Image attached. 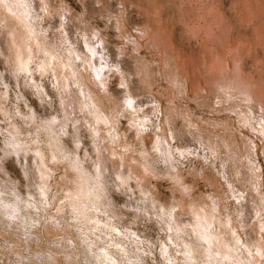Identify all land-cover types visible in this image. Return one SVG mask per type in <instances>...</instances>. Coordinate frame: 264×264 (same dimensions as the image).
<instances>
[{
  "label": "rangeland",
  "instance_id": "rangeland-1",
  "mask_svg": "<svg viewBox=\"0 0 264 264\" xmlns=\"http://www.w3.org/2000/svg\"><path fill=\"white\" fill-rule=\"evenodd\" d=\"M30 1L0 0V264H264V0Z\"/></svg>",
  "mask_w": 264,
  "mask_h": 264
},
{
  "label": "bare ground",
  "instance_id": "bare-ground-1",
  "mask_svg": "<svg viewBox=\"0 0 264 264\" xmlns=\"http://www.w3.org/2000/svg\"><path fill=\"white\" fill-rule=\"evenodd\" d=\"M3 1H4V0H3ZM16 1H17V0H16ZM25 1H27V3H28L30 0H25ZM197 1H198V0H197ZM248 1H249V0H248ZM30 2H31V1H30ZM202 2H203V1H202ZM202 2H201V3H202ZM252 2H253V1H252ZM16 3H17V2H16ZM19 3H21V2H19ZM22 3H23V1H22ZM31 3H32V2H31ZM31 3H30V5L33 6ZM198 3H200V2H198ZM204 3H205V2H204ZM247 4H248V3H247ZM9 5H10V4H9ZM200 5H202V4H200ZM245 5H246V4H245ZM249 5H250V4H249ZM11 6H12V5H10L9 7H11ZM197 6H199V5H197ZM202 6H203V5H202ZM202 6H200V7H202ZM205 6L207 7V4H206ZM250 6H251V5H250ZM253 6H254V5H253ZM9 7H8V9H9ZM18 7H19V6H18ZM28 7H29V5H28ZM15 8H17V7H15ZM15 8L13 7L14 10H15ZM24 8H25V7H24ZM249 8H250V7H249ZM252 8H253V7H252ZM252 8H251V9H252ZM20 9H21V7H20ZM195 9H196V8H195ZM198 9H199V8H198ZM198 9H197V11H198ZM203 9L205 10L206 8H203ZM245 9H246V8H245ZM255 9H256V8H255ZM21 10H22V9H21ZM30 10H31V9H30ZM206 10H209V9H206ZM247 10H248V9H247ZM247 10H245V11H247ZM260 10H261V8H260ZM17 11H18V9H17ZM31 11H32V10H31ZM200 11H202V10H200ZM200 11H199V13H200ZM214 11H215V10H214ZM251 11H252V10H251ZM11 12H12V10H11ZM19 12H20V11H19ZM23 12H24V11H23ZM15 13H17V12H15ZM24 13H25V12H24ZM202 13H203V12H202ZM206 13H207V12H206ZM208 13H209V12H208ZM208 13H207V14H208ZM217 13H219V12L217 11ZM204 14H205V12H204ZM210 14H211V13H210ZM210 14H208L209 17H210ZM213 14H215V13H213ZM219 14H220V13H219ZM240 14H242V13H240ZM244 14H245V13H244ZM259 14H260V12H259ZM197 15H198V14H197ZM217 15H218V14H217ZM261 15H262V14H261ZM242 16H243V15H242ZM245 16H248V15H245ZM258 16H260V15H258ZM20 17H21V16H20ZM199 17H200V16H199ZM17 18H19V17H17ZM200 18H201V17H200ZM210 18H212V17H210ZM213 18H214V19L216 18L215 15L213 16ZM217 18H218V17H217ZM222 18H223V17H222ZM248 18H249V17H248ZM250 18H251V17H250ZM28 19H29V18H28ZM198 19H199V18H198ZM22 20H24V19H22ZM204 20H205V19H204ZM218 20L220 21V18H219ZM239 20H240V19H239ZM242 20H243V18H242ZM253 20H255V19H253ZM24 21H26V20H24ZM206 21H207V20H206ZM210 21H211V20H210ZM240 21H241V20H240ZM203 22H204V21H203ZM207 22H208V21H207ZM211 22H212V21H211ZM220 22H222V21H220ZM251 22H252V21H251ZM255 22H256V21H255ZM22 23H23V22H22ZM25 23H26V22H24V25H25ZM213 23H214V22H212V23H210V24L212 25ZM244 23H245V22H244ZM198 24H199V23H198ZM215 24H216V23H215ZM221 24H222V23H221ZM259 24H260V23H259ZM204 25H205V22H204ZM208 25H209V24H208ZM247 25H248V24H247ZM194 26H197V25H194ZM209 26H210V25H209ZM222 26H223V25H222ZM226 26H227V25H226ZM245 26H246V25H245ZM245 26H244V27H245ZM252 26H253V25H252ZM27 27H28V26H27ZM198 27H199V26H198ZM202 27H204V26H202ZM205 27H206V26H205ZM210 27H211V26H210ZM223 27L226 28L225 26H223ZM230 27H231V26H230ZM246 27H247V26H246ZM254 27H255V26H254ZM29 28H30V27H29ZM224 28H223L222 30L225 31ZM227 28H228V27H227ZM201 29H202V28H201ZM210 29H211V28H209V31H210ZM245 29H246V28H245ZM229 30H231V29H229ZM258 30H259V29H258ZM31 31H32V29H31ZM198 31H199V30H198ZM213 31H214V29H213ZM29 32H30V31H29ZM194 32L196 33V31H194ZM214 32H217V31H214ZM218 32H219V31H218ZM218 32H217V34H216V33H214V34L219 35ZM226 32H227V30H226ZM254 32H255V31H254ZM14 33H15V32H14ZM222 33H223V32H222ZM229 33H230V32H229ZM229 33H228V34H229ZM204 34H205V33H204ZM212 34H213V33H211V35H212ZM214 34L212 35L211 38H213V36H215ZM205 35H207V34H205ZM208 35H209V34H208ZM223 35H224V33H223ZM15 36H20V35H16V34H15ZM100 36H101V35H100ZM220 36H221V35L216 36V37H219V39H220ZM261 36H262V35H261ZM101 37H102V36H101ZM206 37H208V36H206ZM216 37H215V38H216ZM258 37H259V36H258ZM18 38H19V37H18ZM21 38L23 39V36H21ZM28 38H29V37H28ZM223 38H225V37H223ZM227 38H228V37H227ZM261 38H262V37H261ZM22 39H21V40H22ZM26 39H27V38H26ZM209 39H210V36H209ZM217 39H218V38H216V40H217ZM228 39H229V38H228ZM228 39H227V40H228ZM262 39H263V38H262ZM221 40H222V39H221ZM221 40H220V41H221ZM26 41H27V40H26ZM28 41H29V39H28ZM213 41H215V40H213ZM220 41H218V42L220 43ZM224 41H225V39H224ZM101 42L103 43L104 40L101 39ZM101 42L99 41V43H101ZM225 42H226V41H225ZM259 42H260V41H259ZM24 43H25V42H24ZM27 43H28V42H27ZM27 43H26V44H27ZM102 43H101V44H102ZM221 43H222V42H221ZM221 43H220V44H221ZM257 43H258V42H257ZM228 44H230V43H228ZM99 45H100V44H99ZM27 46H29V45H27ZM27 46H26V48H27ZM90 47H91V46H90ZM94 48H95V46H94ZM210 48H211V47H210ZM212 48H213V47H212ZM226 48H227V47H226ZM231 48H232V46H231ZM233 48H234V47H233ZM247 48H248V46H247ZM95 49H96V48H95ZM95 49H94V50H95ZM249 49H251V47H250ZM249 49H248V50H249ZM92 50H93V49H92ZM211 50H212V49H211ZM225 50H226V49H225ZM231 50H232V49H231ZM28 51H30V50H28ZM25 52H26V49H25ZM224 52H225V51H224ZM235 52H236V51H235ZM26 53H28V52H26ZM28 54H29V53H28ZM107 60H109V59H107ZM109 61H110V60H109ZM109 61H108V63H110ZM103 81H104V80H103ZM105 83H106V82H105ZM105 83H104V84H105ZM101 85H102V83H101ZM102 86H103V85H102ZM74 90L77 91V90H78V87H77V89L75 88ZM79 92H80V91H79ZM76 93H77V92H76ZM82 93H83V90H82ZM82 93H81V94H82ZM89 93H90V92H89ZM84 94L86 95L87 92H86V93L84 92ZM93 94H94V93H93ZM76 95H77V94H76ZM90 95H92V94H90ZM80 96H82V95L79 94V96H78L77 98L79 99ZM74 97H75V96H74ZM82 97H84V96H82ZM91 97H92V96H91ZM94 97H95V96H94ZM94 97H92V98H94ZM69 98H70V97H69ZM70 99H71V98H70ZM82 99H83V98H82ZM88 99H89V98H88ZM86 100H87V98H86ZM131 100H132V99H131ZM70 101H71V100H70ZM76 101H77V99L74 98V100H73V104H76V108L79 109V106H78L79 103L77 102V103H78V104H77ZM78 101H79V100H78ZM80 101H81V99H80ZM83 101H85V100H83ZM83 101H81V102H83ZM94 101H95V100H94ZM67 102H68V101H67ZM71 102H72V101H71ZM71 102H70V103H71ZM81 102H80V103H81ZM86 102H87V101H86ZM86 102H85V103H86ZM70 103H69V104H70ZM89 103H90V101H89ZM92 103H93V102H92ZM92 103H91V104H92ZM95 103H96V102H95ZM66 104H67V103H66ZM73 104H71V105H73ZM86 104H88V103H86ZM152 104H153V103H152ZM67 105H68V104H67ZM89 105H90V104H89ZM155 105H156V104H155ZM82 106H83V104H82ZM96 106H97V105H96ZM88 107H89V106H88ZM88 107H87V109H88ZM98 107H100V106H98ZM134 107H136V106H134ZM139 107H141V106L139 105ZM69 108H70V106H69ZM69 108H66V107H65V109H64V113L66 114V117H67L66 120L68 121V120H71V119H72L71 121H73V120L76 121L75 124H77L78 122H81V120H82V119H81V116L77 115V113L80 114L79 112H77L78 109L76 110L77 113H76V114L73 113V115H72V112H74L75 108H73V109H71V110H70ZM71 108H72V107H71ZM81 108H84V107H81ZM81 108L79 109L80 111H81ZM85 108H86V107H85ZM96 108H97V107H96ZM96 108H95V109H96ZM141 108H142V107H141ZM72 110H73V111H72ZM79 110H78V111H79ZM82 110H83V109H82ZM90 110H91V108H90ZM96 110H97V109H96ZM93 111H95V110H93ZM83 112H84V111H83ZM81 113H82V112H81ZM88 113H89V112H88ZM74 114H75V115H74ZM84 114H85V112H84ZM90 114H91V111H90ZM94 114H95V113H94ZM97 114H98V113H97ZM82 115H83V114H82ZM86 115H87V114H86ZM95 115H96V114H95ZM83 116H84V115H83ZM97 117H98V116H97ZM102 117H103V116H102ZM88 118H89V117H88ZM88 118H87V119H88ZM100 118H101V117H100ZM89 119H90V118H89ZM103 119H104V118H103ZM103 119H102V120H103ZM107 119H108V118H107ZM90 120H91V119H90ZM99 120H101V119H99ZM50 121H52V119H51ZM50 121H49V122H50ZM54 121H55V119H54ZM67 121H66V122H67ZM85 121H86V120H85ZM88 121H89V120H88ZM88 121H87V122H88ZM52 122H53V121H52ZM64 122H65V121H64ZM66 122H65V123H66ZM53 123H54V122H53ZM65 123H64V124H65ZM69 123H70V121H69ZM69 123H68V124H69ZM73 123H74V122H73ZM88 123H90V122H88ZM51 124H52V123H51ZM90 124H92V123H90ZM75 126H76V125H75ZM77 126H79V124H78ZM77 131H79V128H78ZM97 131H98V130H96L95 133H97ZM98 132H99V131H98ZM77 133H78V132H77ZM113 160H114V159H113ZM111 162H113V161L111 160ZM111 166H112V165H111ZM118 167H120V166H118ZM98 168H99V167H98ZM119 169H120V168H119ZM98 170H99V169H98ZM110 172H111V171H110ZM111 173H112L113 176L119 177L121 180H123V174L120 173L121 176H119V174H118V170H117L116 172H115V171H112ZM101 174H102V173H101V170H100L99 173H98V176L100 177ZM118 181H119V180H118ZM94 186H95V188L93 187V188H89V189H91V191H92L95 195H96L97 193H98L99 195H102V194L104 193V191H105V185H104V184L102 185V182H99L98 185H94ZM86 187H87V186H86ZM86 187H85V189H86ZM98 188H99V189H98ZM85 189H84V190H85ZM86 193H87V192H86ZM197 224L199 225V223H197ZM210 232H211V231H210ZM212 232H213V231H212ZM213 240H214V239H213ZM209 241H210V240H209ZM214 241H215V240H214Z\"/></svg>",
  "mask_w": 264,
  "mask_h": 264
}]
</instances>
